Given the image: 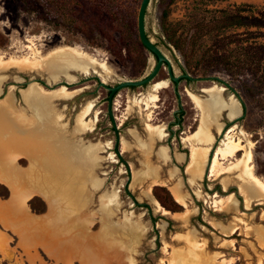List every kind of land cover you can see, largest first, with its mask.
<instances>
[{"label":"rangeland","instance_id":"374dc122","mask_svg":"<svg viewBox=\"0 0 264 264\" xmlns=\"http://www.w3.org/2000/svg\"><path fill=\"white\" fill-rule=\"evenodd\" d=\"M141 1L0 0V205L12 199L11 188L2 181L11 173L21 175L16 178L21 181L17 196L26 195V175L35 156L63 161L71 150L98 146L87 172L91 178L72 180L77 187L68 190L77 196L69 212L74 214L64 219L60 207L65 201L55 200L50 208L40 195L27 200L34 215L45 214L35 223L14 226L12 221L22 216L0 213V264H264V193L240 167L227 168L249 151L253 172L264 181V84L249 72L233 75L224 65L209 64L201 54L211 46L210 39L197 52L189 43L193 19L244 4L264 10V0H151L146 13L149 37L171 60L175 75L188 73L197 79H182L178 86L183 104L179 123L174 115L180 108L178 96L166 66L148 85L122 89L113 100L115 129L108 113L109 91L98 88L97 74L116 85L142 78L155 65L156 57L139 38ZM65 46L95 57L96 70H72L55 78L46 71L50 60L38 69L12 61L34 59L35 50L47 55ZM163 80L169 86L158 91L157 106L147 109L140 100ZM65 81L77 84L67 87ZM64 88L72 93L54 95ZM215 88H223L225 100L238 106L234 115L227 108L218 110L217 120H211L214 141L207 142L200 128L206 114L188 92L205 104ZM34 90L52 96L47 126L34 112ZM89 102L93 110L81 119ZM94 118V127H89L86 122ZM228 131L244 148L214 178L207 171L209 159ZM192 149L208 152L200 167L191 162ZM240 178L248 180L247 193L255 190L256 196H242ZM175 186L185 196L182 204L174 197ZM220 199L225 203H218ZM76 236L84 243L78 245Z\"/></svg>","mask_w":264,"mask_h":264},{"label":"bare ground","instance_id":"6f19581e","mask_svg":"<svg viewBox=\"0 0 264 264\" xmlns=\"http://www.w3.org/2000/svg\"><path fill=\"white\" fill-rule=\"evenodd\" d=\"M12 61H14V62H22L23 61V63H26L27 66H29V67L34 66V69L41 68L46 61H49L48 62L49 66L46 68V71H48L50 73V75L54 76L55 78L61 74H68V72L72 71V70L80 72L82 74H89L92 70H96V68L98 67V61L95 57L87 55L85 52L81 51L78 48L72 47V46L55 48L54 50H52L47 55H43V54H41V52L39 50H37V51L35 50L34 59L26 57V58L19 60V61L15 60V59H13ZM3 62H4V60L2 58H0V63H3ZM103 64H104V62H101L99 65H103ZM71 75H74V74H71ZM97 75L100 77L99 74H97ZM168 86H169V83L165 80L155 83L154 84V92H151V94L149 96H147L146 98H144V99L142 98L140 100V102L144 103L147 109L151 108L153 106H157V101L159 100L158 91L160 89L166 88ZM222 90H223V88H219V89L215 88L214 90L210 91L211 93L209 96V103H205V104H203L201 102L200 98L196 94H194L192 92H188L189 96L192 99V101L194 102L195 106L199 109H202L204 111V113L206 114V121L201 123L200 128L203 127V130H204L203 135L207 136V138H206L207 142H213L214 141V136L212 135V133H210V128L212 127L211 120H214V122L217 120L218 114H219L218 110H220L221 108H227L229 110V114H231V115H234L237 112V106H238L237 102L235 100L226 101L223 94H222ZM60 92L61 93H72V92H68V90H65V88H64V89L59 90V92H55L54 95H57V93H60ZM24 93H27V92H24ZM50 97H52V96L47 97L46 95H44L42 93V91H40L38 93L35 90H34V96L30 97V99L33 100L32 104L34 106L35 114L39 116L38 118L42 119L41 121H43V124H45V126L50 124L49 122L51 121L52 113H53V110L49 107ZM45 102H47V104H45ZM35 105H38V106L35 107ZM93 107H94V103L89 102V104L85 107V109H83L82 113L80 114V118L83 119L84 117H88V115L93 110ZM97 114H98V111L95 113V118L97 117ZM238 117H236V118H238ZM95 118L86 122L89 127H92V128L94 127L95 120H96ZM4 120H6V119H4ZM38 129H40V128H38ZM44 131H45V129H44ZM229 131L226 133V135L223 139V143H222L223 146L221 145V146L217 147L215 152L214 151L212 152L211 157L209 159V165L207 167V171H208V169H210V176H213L214 178H219V177H221L222 174H224V169H227V168L229 169L232 167L233 168L234 167L235 168L240 167L243 170V172L245 174H247L250 177V179H252L254 181L255 187L264 193V181L261 180L260 178H258L257 176H255V174L253 172L252 165L250 164V152L249 151H248V153L245 154V157L238 158L237 162L235 164L232 163L233 165H230L229 167L225 168V166H224L225 161L229 160V158L237 156L238 153L244 148V145L242 144V140L240 138L239 139L233 138L230 135ZM48 139H49V137H48ZM48 141H50V140H48ZM54 142H55V140H54ZM120 143H121V141H120ZM126 146H127L126 142L122 141V147L121 148L124 149V148H126ZM50 147H52V146H50ZM97 147H98L97 145H90V147L88 149L82 150L79 148V150L77 149L76 153L74 152V150H71L70 153H68L69 156H71L75 159L81 160V161H83V163L86 162V167H85V165H84V167L86 169L85 174H87V176L86 177L79 176V177H77L78 179H80V178L90 179L91 178V175L87 172H88L89 168L92 167L89 165H92L93 158H94L93 151H96ZM54 153L56 154L55 151H54ZM121 153H122V150H121ZM165 155H166V152L162 150L160 152V156L165 157ZM207 155H208L207 151H200V150L192 149V152H191V160L192 161L191 162H194V164L199 166L200 161L205 159L207 157ZM59 156H60V154H59ZM4 158L7 159L8 157H4ZM179 158L183 159L184 155H179ZM9 159H11L10 156H9ZM34 159H36V156L34 157ZM40 161L41 160H39V162ZM35 163H37V162H34V176H32L33 173L26 175L27 177L28 176L30 177L27 180L30 179L29 180L30 185L34 186V191L31 190L30 187H28V189L30 190L31 194L34 193V195L42 196L47 201L49 207L52 208L53 206H55L54 197H56V196H54V194L57 190V187H59L60 182L57 179L49 178V176H47L45 174H37L36 168H35ZM43 163L49 164L47 162V160L43 161ZM10 166H11V164H10ZM7 173L9 174V171ZM7 173H6V175H8ZM17 173H15L14 176H12V173H11V176H7V177H11V178H7V177L4 178L3 177V179H2V181L4 180L6 182V184L10 188H12V190L14 192H18V190H20L19 184L21 181L16 180V178L19 177L20 173H19V175ZM0 180H1V178H0ZM27 180L26 181L24 180V181L27 183ZM72 180H76V179H72ZM240 180L243 182L241 184V187H240V192L244 198H250L253 194H255V196L257 195L255 193V190H250V194H248L247 191L244 189V185H246L248 180H244L241 178H240ZM24 185H25V183H24ZM73 186H74V184H73V182H71L70 190L72 192L75 191V189H74L75 187H73ZM173 192H174L173 194H174L175 199L179 203L182 204L185 202V198H184L185 196H183L180 187L175 186L173 188ZM67 198H69V200ZM66 199H67V202L69 205H70V203L74 204L77 202V196H75V194H72L71 192H68ZM153 199L155 201L156 207L159 210H162L158 200L154 196H153ZM84 201H86V200H84ZM225 201L226 200H224V199H220L219 202L218 201H216V202L225 203ZM85 204L87 205V202ZM225 205H227V203ZM229 205L230 204H228V206ZM73 206L74 205H72L71 207H73ZM74 207H76V206H74ZM12 208H13V206L9 209L11 211H14V209H12ZM2 209H3V207L1 208V210ZM25 211H27V209H25ZM70 211H74V209L70 208L68 210V212L65 213L64 219H66L69 214H74V212L69 213ZM162 212L166 213L169 211L163 208ZM43 216H45V214H43L41 216L40 215H34V223L36 221L40 220ZM39 222H44V221H39ZM48 237H49L48 235H47V237H45V241L47 240ZM71 237H73V236H71ZM73 238H75V237H73ZM48 240H49V238H48ZM75 240L76 241L78 240L77 236H76ZM89 240H91V239H89ZM94 240H95V236H94ZM70 241H72V240H70ZM80 241L81 240L77 241L78 245L80 244ZM92 241H93V238H92ZM66 242H64V244ZM74 243L75 242H73V245H74ZM83 243L84 242H82V244ZM72 246H70V247H72ZM59 247H62V245H60ZM67 251L69 252V250H67ZM88 252H91V251L90 250L85 251V253H87V254H88ZM75 253L78 254V252H76V251H75ZM92 254L95 255V252L92 251L91 255ZM70 255H72V254H70ZM75 256L76 255L74 254V257ZM70 264H72V260H70Z\"/></svg>","mask_w":264,"mask_h":264},{"label":"trees","instance_id":"16d2710c","mask_svg":"<svg viewBox=\"0 0 264 264\" xmlns=\"http://www.w3.org/2000/svg\"><path fill=\"white\" fill-rule=\"evenodd\" d=\"M189 31L194 52L210 39L211 46L201 54L209 64L224 65L233 75L249 72L264 84V10L251 4L215 9L209 18L193 19Z\"/></svg>","mask_w":264,"mask_h":264},{"label":"crops","instance_id":"0c3cea01","mask_svg":"<svg viewBox=\"0 0 264 264\" xmlns=\"http://www.w3.org/2000/svg\"><path fill=\"white\" fill-rule=\"evenodd\" d=\"M67 159L59 160L56 157H49V156H40V158L42 157L41 161L39 162L40 159H34L35 163V168H36V172L37 174H45L47 176H49V178L51 179H57L60 184L59 187H57V190L54 194V199L58 202V201H65V205L66 206H61L60 209L62 211V214L64 215L66 212H68V210L71 208L72 209V204L71 206L68 204L67 199L65 200V198L67 197L68 194V190H70L71 187V180L72 179H76V181H78L79 176L81 177H86L87 174L86 173V162L83 163V161L75 159L71 156L68 155L67 153ZM47 160V162L49 164L43 163V161ZM34 162H32L33 164L28 168V172L27 174H32V176H34ZM54 163H56L57 165L54 167ZM85 165V167H84ZM37 166V167H36ZM81 167V168H80ZM82 179V178H80ZM83 180H87L85 178H83ZM75 182H73L74 184ZM76 185L77 187V183L74 184V186ZM75 187V188H76ZM30 189L34 191V186L30 185ZM12 190V188H11ZM19 191V190H18ZM20 192V191H19ZM19 192H14L12 190V199H6L4 201H8V202H4L2 203V205H0V207H3L4 210H1V214H5V213H14V215L17 216H22L21 221H12L14 226H19V225H28L29 223H34V213L31 212L30 207L27 204V200L30 199L31 197L34 196V193H30V190L28 188L24 189L23 192L26 194L25 196H23L22 198H19L17 196V193ZM14 195V196H13ZM55 201V202H56ZM1 204V203H0ZM13 206L12 209H14V211H11L9 208H11ZM25 209H27V211H25ZM64 211V212H63ZM62 215V216H63ZM31 236V234H30Z\"/></svg>","mask_w":264,"mask_h":264},{"label":"water","instance_id":"95a60500","mask_svg":"<svg viewBox=\"0 0 264 264\" xmlns=\"http://www.w3.org/2000/svg\"><path fill=\"white\" fill-rule=\"evenodd\" d=\"M150 2L151 0L141 1L139 12H138V33H139V38H140L141 43L156 57L155 65L142 78L123 80L117 83L116 85H108L105 81L100 79V77L97 75V78L99 79L98 88L104 87L109 91L108 113L111 117V120L114 123L115 129H117L118 127L116 126L115 116L113 112V100H114V97L117 95V93L120 92L122 89L130 88V87H141V86L148 85L159 74L162 67L166 66L169 78L174 83V91L176 92L178 96V102H179L180 108L174 111V115L177 117L176 122L179 123L180 118L177 116V114L182 112L183 104L181 103V93L178 90V86L182 79H188V80L197 79L188 73H182L179 75H175L171 60L166 56V54L162 51V49L149 37L147 30H146V13H147ZM214 79L220 80V78L218 77H214ZM65 83L67 87H69L70 85L77 84V82L70 83L68 81H65ZM118 143L119 142L117 141V143L115 144V149L117 150V153L120 155L121 153L118 151V148H119Z\"/></svg>","mask_w":264,"mask_h":264},{"label":"flooded vegetation","instance_id":"af4514ba","mask_svg":"<svg viewBox=\"0 0 264 264\" xmlns=\"http://www.w3.org/2000/svg\"><path fill=\"white\" fill-rule=\"evenodd\" d=\"M114 109H116V108H114Z\"/></svg>","mask_w":264,"mask_h":264}]
</instances>
